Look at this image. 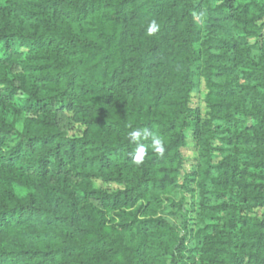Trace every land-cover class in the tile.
I'll use <instances>...</instances> for the list:
<instances>
[{"label": "trees", "instance_id": "16d2710c", "mask_svg": "<svg viewBox=\"0 0 264 264\" xmlns=\"http://www.w3.org/2000/svg\"><path fill=\"white\" fill-rule=\"evenodd\" d=\"M0 264H264V0H0Z\"/></svg>", "mask_w": 264, "mask_h": 264}, {"label": "rangeland", "instance_id": "374dc122", "mask_svg": "<svg viewBox=\"0 0 264 264\" xmlns=\"http://www.w3.org/2000/svg\"><path fill=\"white\" fill-rule=\"evenodd\" d=\"M202 94H197L194 97V103L197 104L198 107L202 108V112L205 111L204 106L202 104ZM195 143L192 141V139H189L188 146L183 150V155L185 157V167L187 171L192 170L195 167L196 164V152L194 148ZM94 186L95 188L102 190L107 193H115L117 191H120L123 189L122 186L117 184H109L102 180H94Z\"/></svg>", "mask_w": 264, "mask_h": 264}, {"label": "clouds", "instance_id": "9594fccd", "mask_svg": "<svg viewBox=\"0 0 264 264\" xmlns=\"http://www.w3.org/2000/svg\"><path fill=\"white\" fill-rule=\"evenodd\" d=\"M157 30V26L155 24V22H152L149 27H148V34L151 35L153 33H155ZM150 135L149 132L144 131L143 133L139 130H133L130 133L131 138L133 139V141H140L142 138H147ZM156 152L160 153L161 155H163L164 152V146L163 143L161 141L160 138L153 136V145H152ZM138 153H140V155H138L136 157L137 161L139 162L142 159V155L145 152V146L144 145H140L137 149Z\"/></svg>", "mask_w": 264, "mask_h": 264}]
</instances>
